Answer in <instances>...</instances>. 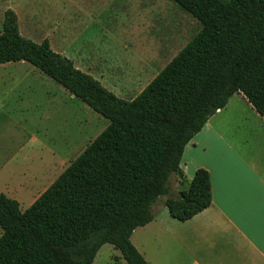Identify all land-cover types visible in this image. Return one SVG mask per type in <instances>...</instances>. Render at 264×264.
Listing matches in <instances>:
<instances>
[{
	"label": "trees",
	"instance_id": "1",
	"mask_svg": "<svg viewBox=\"0 0 264 264\" xmlns=\"http://www.w3.org/2000/svg\"><path fill=\"white\" fill-rule=\"evenodd\" d=\"M200 30L133 99H123L48 38L25 37L14 9L0 31V64L27 61L109 120L108 126L26 209L0 191V264H93L101 247L148 263L131 241L157 215L186 221L212 202L210 173L189 179L188 143L242 93L264 118V0H173ZM177 174L184 186L171 193Z\"/></svg>",
	"mask_w": 264,
	"mask_h": 264
},
{
	"label": "rangeland",
	"instance_id": "2",
	"mask_svg": "<svg viewBox=\"0 0 264 264\" xmlns=\"http://www.w3.org/2000/svg\"><path fill=\"white\" fill-rule=\"evenodd\" d=\"M8 8L17 13L25 37L36 42L48 38L55 51L73 59L81 70L128 100L136 97L201 28L199 20L173 0H0V31ZM4 70L29 75L31 80L22 85H30L32 90L28 95H14L28 98L30 106L18 115L9 114L11 117L4 120L6 140L0 136L1 153L6 159L0 186L9 184L12 189L16 182L31 180L37 173L32 171L35 167L38 170L41 157L45 160V143L52 147L51 137L56 135L60 149L63 139L74 144L69 155L72 161L108 126L109 120L29 62L0 66V73ZM248 105L246 99L236 95L212 121L235 110L230 121L238 136L260 138L264 129L259 122L264 118L255 116L256 110ZM32 134L38 135L39 143L30 141ZM37 148L41 154H37ZM23 173L27 177H20ZM179 183V176L173 174L171 188ZM33 189L18 190L16 197L5 194L19 200ZM27 201L19 200L23 210ZM112 247L108 244L99 253L101 264L114 260Z\"/></svg>",
	"mask_w": 264,
	"mask_h": 264
},
{
	"label": "crops",
	"instance_id": "3",
	"mask_svg": "<svg viewBox=\"0 0 264 264\" xmlns=\"http://www.w3.org/2000/svg\"><path fill=\"white\" fill-rule=\"evenodd\" d=\"M18 62L0 66L6 68ZM30 80L29 75H17L10 70L0 73V136L4 140L7 133L5 118L14 113L18 115L30 106L28 98L22 100L18 97L20 102L14 97L15 94L28 95L32 92L30 85H22ZM236 95L245 99L242 93L233 97ZM229 103L215 113L203 130L188 143L181 162L189 179L194 177L198 168L203 167L209 171L211 205L192 218L181 221L173 217L168 207L163 205L166 197H160L159 204L154 207L158 210L155 218L133 231L132 243L150 264H264V134H260V138L256 135L254 139L240 138L230 121L236 113L232 109L213 122V118L222 114ZM248 104L251 108L252 105ZM254 112L255 116H260L257 111ZM259 123L264 129V121ZM10 128L13 130V125ZM50 137L51 134L49 139ZM28 138L31 142L39 143L37 134ZM51 143L52 147H47L45 143V160L41 157V165L38 170L34 168L32 172L37 173L32 174L31 180L21 179L12 189L9 184H5L4 188L0 186V191L12 193L13 197L17 196L18 190L27 192L29 188H35L29 191L30 194L28 192L19 198L20 202L28 200L25 210L73 161L69 159V155L75 148L74 144L63 139L60 149L57 147L56 135L51 137ZM40 148L44 147L41 145ZM40 148L36 149L37 154H41ZM3 156L0 147V176L5 171L6 159ZM20 177L27 175L23 173ZM182 188L184 186L179 183L172 188L171 193L177 195ZM34 192L35 195L32 194ZM108 244L110 243L101 247L93 264H101L99 253ZM112 248L114 260H106V263L128 264L122 252L118 251L120 249L114 245Z\"/></svg>",
	"mask_w": 264,
	"mask_h": 264
}]
</instances>
